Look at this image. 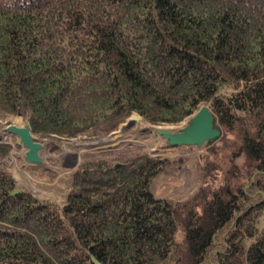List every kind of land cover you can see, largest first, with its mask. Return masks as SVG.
I'll use <instances>...</instances> for the list:
<instances>
[{
    "label": "trees",
    "instance_id": "trees-1",
    "mask_svg": "<svg viewBox=\"0 0 264 264\" xmlns=\"http://www.w3.org/2000/svg\"><path fill=\"white\" fill-rule=\"evenodd\" d=\"M203 104L227 160L184 202L153 190L169 159L135 151L85 157L59 205L18 186L0 142V264H264V0H0V118L37 137Z\"/></svg>",
    "mask_w": 264,
    "mask_h": 264
},
{
    "label": "rangeland",
    "instance_id": "rangeland-1",
    "mask_svg": "<svg viewBox=\"0 0 264 264\" xmlns=\"http://www.w3.org/2000/svg\"><path fill=\"white\" fill-rule=\"evenodd\" d=\"M128 118L117 130L104 137L60 136L55 139L57 147L52 145L54 138H39L35 135L44 144L40 150L43 161L31 163L25 159L27 148L20 138L8 131L9 123L25 125L27 120L22 115H6L0 118V142L10 145L6 156L7 168L20 188L29 189L39 197L59 205L65 200L72 172L87 156L116 162L123 154L146 151L156 157H167L169 163L155 177L153 190L157 196L178 202L192 198L202 186L214 187L222 181L221 171L217 169L208 172L207 162L216 164L218 168L227 160L225 150L220 148L224 132L219 139L207 141L200 147H170L166 139L156 132L155 127L159 124H152L143 118L128 121ZM182 122L183 120L180 123H169V126L179 128ZM87 145L91 146L85 147ZM235 161L246 172L243 165L244 155H240ZM201 167L206 169L208 175H203L205 172ZM258 226L264 227V212L258 220Z\"/></svg>",
    "mask_w": 264,
    "mask_h": 264
},
{
    "label": "water",
    "instance_id": "water-1",
    "mask_svg": "<svg viewBox=\"0 0 264 264\" xmlns=\"http://www.w3.org/2000/svg\"><path fill=\"white\" fill-rule=\"evenodd\" d=\"M142 118L143 116L141 114L133 112L128 118V121ZM159 126L165 127L157 128L156 132L166 139L170 147L182 145H196L200 147L207 141L219 139L223 133L221 126L217 123L214 112L207 104H203L195 112L187 116L179 128L169 126V123L159 124ZM8 131L18 136L21 143L27 148L25 154L27 161L31 163H40L43 161L40 150L43 149L44 144L33 134L28 121L25 125L9 123ZM18 190L16 189L13 192H17ZM91 258L95 264H105L94 255H91Z\"/></svg>",
    "mask_w": 264,
    "mask_h": 264
},
{
    "label": "bare ground",
    "instance_id": "bare-ground-1",
    "mask_svg": "<svg viewBox=\"0 0 264 264\" xmlns=\"http://www.w3.org/2000/svg\"><path fill=\"white\" fill-rule=\"evenodd\" d=\"M159 127H165V126H156L155 128L157 129V128H159ZM168 127V126H167Z\"/></svg>",
    "mask_w": 264,
    "mask_h": 264
},
{
    "label": "built area",
    "instance_id": "built-area-1",
    "mask_svg": "<svg viewBox=\"0 0 264 264\" xmlns=\"http://www.w3.org/2000/svg\"><path fill=\"white\" fill-rule=\"evenodd\" d=\"M1 138V137H0Z\"/></svg>",
    "mask_w": 264,
    "mask_h": 264
}]
</instances>
